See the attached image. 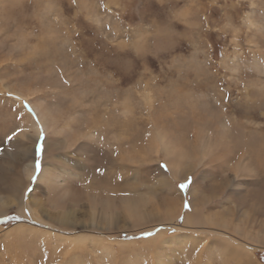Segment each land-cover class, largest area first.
<instances>
[{
  "label": "rangeland",
  "instance_id": "1",
  "mask_svg": "<svg viewBox=\"0 0 264 264\" xmlns=\"http://www.w3.org/2000/svg\"><path fill=\"white\" fill-rule=\"evenodd\" d=\"M1 199L0 264H264V0H0Z\"/></svg>",
  "mask_w": 264,
  "mask_h": 264
},
{
  "label": "snow or ice",
  "instance_id": "2",
  "mask_svg": "<svg viewBox=\"0 0 264 264\" xmlns=\"http://www.w3.org/2000/svg\"><path fill=\"white\" fill-rule=\"evenodd\" d=\"M40 150H41V146L40 145H37V148H36L37 155H39ZM35 167H36V170L39 171V169H40V161L39 160L36 161ZM33 178H35V177H33ZM187 186H188L187 183H182V184L179 185V187L181 189L187 188ZM185 207H187V204H185ZM149 235H150V233H149Z\"/></svg>",
  "mask_w": 264,
  "mask_h": 264
},
{
  "label": "bare ground",
  "instance_id": "3",
  "mask_svg": "<svg viewBox=\"0 0 264 264\" xmlns=\"http://www.w3.org/2000/svg\"><path fill=\"white\" fill-rule=\"evenodd\" d=\"M8 204V202H5L4 200H0V211H2L4 209V207H6V205ZM29 204H32L33 206H36L37 203H35L34 201L29 202ZM66 215V214H65ZM70 217V216H69ZM235 256V255H234Z\"/></svg>",
  "mask_w": 264,
  "mask_h": 264
},
{
  "label": "trees",
  "instance_id": "4",
  "mask_svg": "<svg viewBox=\"0 0 264 264\" xmlns=\"http://www.w3.org/2000/svg\"><path fill=\"white\" fill-rule=\"evenodd\" d=\"M261 260L264 262V254L260 256Z\"/></svg>",
  "mask_w": 264,
  "mask_h": 264
}]
</instances>
